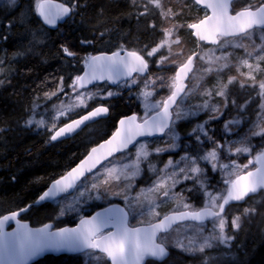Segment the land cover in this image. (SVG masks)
<instances>
[{
    "label": "trees",
    "instance_id": "obj_1",
    "mask_svg": "<svg viewBox=\"0 0 264 264\" xmlns=\"http://www.w3.org/2000/svg\"><path fill=\"white\" fill-rule=\"evenodd\" d=\"M37 1L15 0L11 6L0 7V216L32 203L52 180L63 175L82 159L93 144L109 136L115 128L117 116L127 111L125 104L120 103V106L112 108L107 118L88 125L69 139L53 142L50 139L52 131L48 127L26 125L34 105L53 94L60 81L65 88L68 87L67 93L70 94V90L74 89V80L87 57L97 49L113 45L107 42L110 31L117 32L116 36L122 38L130 31L143 29L145 25L143 23L139 27L138 22H134L132 13L128 11V0H57L69 6L71 13L57 29L51 30L44 27L36 15L34 7ZM188 36H185V40L189 39ZM245 37L246 35L237 38L246 40ZM98 38L101 39L99 43L96 41ZM246 41H242L244 44L235 48L234 52H247V46L254 48L251 41ZM184 45L185 51L179 55V60L173 62L174 58L171 57L162 64L179 63L183 57L190 55L193 52L189 49L191 44L184 42ZM171 49L180 48L176 45ZM260 62L262 72L264 59ZM230 73L237 75L238 85L241 81L250 80L236 72V68H226L216 77H220L224 84ZM168 82L170 75L165 71L153 81L156 86H165ZM149 83L147 81V85ZM103 86L105 85H98L95 89ZM229 93L232 96L229 100L236 98L235 106L239 111H252L253 114L259 109L254 93H250V99H247L236 84L231 85ZM126 100V97L118 98L116 102ZM48 101L46 100V105L50 103ZM228 108L225 110L230 113L232 109ZM227 113L222 110V118L212 121V146L221 156L225 155L226 149H230V140L223 137L226 129H231ZM74 115L76 113L71 116ZM254 117L251 115L249 119ZM251 120L245 122L247 126L251 125ZM241 132L245 135L244 139L248 137L247 129L243 128ZM238 161L247 165L244 171L254 167L253 161L246 157L239 156ZM145 173L146 170H143L136 185L143 183ZM214 182L219 183L217 179ZM208 184L206 189L212 188V178ZM191 187L183 185V192L187 190L185 195L191 199V207L200 208L203 206V192L198 186ZM113 189L109 187V190ZM112 202L121 201H93L87 208L80 209L81 216ZM233 209H238L233 216L240 217V225L235 232H231V250L226 259L217 264H264V193L260 192L242 204L228 207L226 215L231 216ZM61 214V207L51 202L33 207L21 218L32 226L47 222H53L55 226L72 225L78 220L75 216ZM214 261L216 260L211 259L203 262L198 255L187 256L171 249L166 260H148L145 264H215ZM34 264H84V259L80 254L45 256ZM102 264L108 262L105 260Z\"/></svg>",
    "mask_w": 264,
    "mask_h": 264
},
{
    "label": "rangeland",
    "instance_id": "obj_2",
    "mask_svg": "<svg viewBox=\"0 0 264 264\" xmlns=\"http://www.w3.org/2000/svg\"><path fill=\"white\" fill-rule=\"evenodd\" d=\"M14 1L0 0V7L11 6ZM147 1H152V4L158 3L157 0ZM162 2L165 3V0H159V3ZM166 4H172L173 10L188 8L192 13L197 10L192 3H185V0H171V3L166 1ZM34 9H36V4ZM184 20L189 21L188 19ZM185 23L182 30H184L185 36L186 34L191 36V31L188 29L191 22H187L186 26ZM173 32L170 30L166 34L165 41L152 51L151 56L157 51L159 52L161 48L172 53L177 52L180 55L185 51L184 43L179 45V50L171 49L170 45L176 42L173 40L175 34ZM245 35V39L251 41V45L254 46V48L247 46V52H234L235 48H239L244 42H247L241 38L222 39L215 46L200 49L195 61V70L189 80V86L179 100L174 117L175 123L196 118L197 120H194L196 121V129L212 128V121L222 118V110L227 113L225 109L230 106H233L228 108V110L232 109L231 112L239 110L235 106L236 98L229 100L232 97L229 89L231 85L236 84V87L244 93L243 95H248L247 99H250V93H254V98L258 102L259 109L253 114L252 111L247 113L248 120L251 115L255 116L250 121L251 125L247 126L250 133H248L247 138L244 139L240 135V128L244 122L237 123V117L233 118L231 122L227 118L231 129H226L227 132H224L223 137L225 140H230L228 142L230 150L224 151L225 156H221L214 146L211 150L202 151L201 145L200 151H194V154L184 152L177 157L171 155L166 157L165 162L161 165L159 162L162 152L177 150V134L171 132L168 134L167 141L164 142L168 147L160 144L151 145L148 141H140L134 148L113 158L91 176L85 178L72 194L56 200L55 203L62 209L61 215L79 218L81 217L80 209L87 208L89 203L93 201L108 202L110 199H116L120 200L129 210L133 222L138 224L149 223L169 212L197 209L190 206L191 199L185 195L187 190L184 191L185 193L183 192V185L186 184L190 187L198 186L203 192V206L217 210L229 183L247 167L245 163L238 161V157L242 156L254 161L255 156L264 150V71L261 72L259 67L260 60L264 59V32L255 31ZM189 39L191 42L189 49L191 52L195 51L197 43L191 37ZM188 56L183 57L181 63ZM226 68H236V72L250 80L241 81L238 85L237 75L230 73L223 84L221 78L216 76H219ZM61 82L56 88V93L49 95L48 98L50 99L40 100L34 105L33 113L26 125L36 128L48 127L52 131L58 126L62 118H67L69 113H77L90 102L108 100L118 92L126 91L129 96L135 95L133 88L144 86L147 81L132 80L122 84L119 90H109L105 86L101 89L80 90L74 84V89L70 90V94L62 92L65 87ZM173 82L172 79L170 88L173 86ZM137 98L145 101L144 112L146 113L157 109L160 105L157 100L152 99L151 94L145 89H143L142 94H137ZM51 99L56 101L47 106L46 100ZM229 101L231 102L229 103ZM200 119L202 121H199ZM201 132L205 133L203 130ZM206 139L209 138L206 136ZM204 142L206 141H201V144ZM212 169L216 170V179L219 183L214 182L215 179L212 188L206 189L210 177L206 172L209 171L212 174ZM143 170H146V177H144L142 184L136 185V181L141 177ZM109 187L114 188L113 191L109 190ZM237 210L233 209L231 216L222 215L202 224L191 222L178 224L168 233L160 234L159 240L167 247L182 254L187 256L198 255L203 262L211 259L216 260L214 262L217 264L220 260L224 261L231 250L229 247L231 232H235L240 225V217L233 216ZM82 257L84 264H102L106 260L104 256L91 251L82 254Z\"/></svg>",
    "mask_w": 264,
    "mask_h": 264
},
{
    "label": "water",
    "instance_id": "obj_3",
    "mask_svg": "<svg viewBox=\"0 0 264 264\" xmlns=\"http://www.w3.org/2000/svg\"><path fill=\"white\" fill-rule=\"evenodd\" d=\"M194 1L207 7L210 14L190 26L198 42L196 51L178 67L173 91L165 99L163 107L143 121H138L134 114L120 118L109 136L92 146L63 175L52 180L32 203L0 216V264H34L45 256L74 255L87 250L104 254L109 264H145L148 260L162 262L169 257L170 250L158 241L161 233L169 232L179 223H205L225 214L229 206L241 204L261 191L264 193V152H261L255 157L254 168L232 180L217 210L202 207L173 211L151 223L136 226L129 225V213L120 203L103 206L80 217L72 225L55 226L53 222H47L32 226L19 218L33 207L72 194L82 179L112 157L133 147L140 139L163 135L170 125L172 108L186 91L201 42L217 45L220 36L235 37L255 27L264 28V4L256 10H240L232 14L233 0ZM37 15L45 26L55 29L69 15V8L56 0H41L37 4ZM145 73L146 61L134 52L98 53L89 59L76 84L81 88L105 82L118 85L135 74ZM108 115L107 107L98 105L59 126L52 133L51 140L68 139L87 124Z\"/></svg>",
    "mask_w": 264,
    "mask_h": 264
},
{
    "label": "flooded vegetation",
    "instance_id": "obj_4",
    "mask_svg": "<svg viewBox=\"0 0 264 264\" xmlns=\"http://www.w3.org/2000/svg\"><path fill=\"white\" fill-rule=\"evenodd\" d=\"M113 1H115V0H113ZM128 1H129L128 11L132 13V16L134 17V22L135 21L138 22L139 27L142 26L143 23L145 24L143 26V29L141 28L142 30L136 29V30L130 31L127 34V36H123L122 38H118L116 36L118 34L117 32L110 31L108 34L107 42L112 43L113 45H111L107 48H104V49H97V51L94 54H91L90 56H88L87 60L82 63V69H81L80 73L78 74V76L82 73V71L85 68V66L87 65L89 59L98 53H113L116 51H130V52H134V53L140 55L146 61L147 73H145L143 75L135 74L131 79L123 81V82L119 83L118 85H109L106 82L103 83L102 85H105L106 88L109 90H119V87L122 84L129 82V81H132V80H139L142 82H145V80L150 81L149 85H147V82H146V84L144 86L134 87L133 90L135 92V95H131V96H129L126 91H123L122 93L118 92L112 98H110L108 100H104V101H107L108 103L104 102V101L90 102L86 107L78 110L76 115L71 116L74 114V112H73V114L69 113L67 118H62L59 121L58 126L55 127L53 131H55L62 124L80 116L84 112H86V111H88V110H90V109H92L98 105L106 106L108 109V112L110 114L112 108H116V106H120V105H118L120 103L125 104L127 111L120 113L117 116L115 128L117 126L118 120L120 118L128 116V115L134 114V115H136L138 121H143L146 118L153 115L154 113L158 112L163 107L165 99L173 91V88L175 85L176 71H177L179 66L184 64L186 59H185V61H182V63L181 62L173 63V62L179 60L180 54H177V52H175L174 54H171L170 51H168V50L165 51L162 48L159 52L157 51L152 56H151V53L157 47L162 45V43L165 41L166 34L170 30L175 32V34L173 36V38H174L173 40H176V42L172 43L170 45V47H173L176 45L179 46L184 42H188L191 44L190 39L185 40V33H184V30H182L184 22H186L185 26L187 25V22H191L188 25V29L191 31V36H188V34H186V36L191 37L193 39V41L194 40L196 41V38L193 36L190 26L193 25L194 23L200 21L201 19L205 18L206 16H208L210 14V11L207 7H202L201 5H198L194 0H185V3H187V4H188V2L192 3L194 8L197 9L195 13H192V11L188 8H184L183 10H180V9L173 10L172 4H166V1H167V3L168 2L171 3V0H165V3H163V2L159 3V0H157L158 1L157 4H152V1L148 2L147 0H128ZM263 4H264V0H233L231 2V13L235 14L240 10H256L258 7H260ZM134 8H136L135 11H134ZM165 13H169V14H165ZM171 13H173V14H171ZM184 19H188L189 21L184 20ZM41 24L44 27L51 29V28L45 26L42 22H41ZM56 29H57V27H56ZM51 30H55V29H51ZM255 31H263L264 32V28L255 27V28L247 31L246 33H244V35L249 33V32H255ZM100 37H103V36L101 35ZM235 37L220 36L219 41L222 39H232ZM100 40L101 39L98 38L96 41H98V43H99ZM102 41H103V39H102ZM196 43L198 44L197 41H196ZM127 45H131L133 47H127ZM200 46L201 47L202 46H209L210 47V45H206L202 42L200 43ZM137 48H139V49H137ZM171 57L174 58L173 62L168 63V64H162V63H164L165 60L170 59ZM157 64H159V65H157ZM194 66H195V63H194ZM163 69H165V70H163ZM194 70H195V67L191 73V76H192ZM164 71L170 75V82H168L165 86H161V85L156 86L153 83L154 79L157 78V75L162 74ZM78 76L76 78H78ZM191 76H190V78H191ZM76 78L74 80L73 85L74 84L76 85ZM190 78H189V80H190ZM172 79L174 80V82H173V86L170 88V83H171ZM189 80H188V86H189ZM188 86H187V88H188ZM76 88H78L80 90L85 89V88L79 87L78 85H76ZM95 88H96V86L90 87V88L85 89V90H91V89L93 90ZM146 88H148V89H146ZM143 89H145L146 92L151 94V97L154 101L157 100L160 103V105L157 109H155L149 113L144 112L145 101L143 102L137 98V94H139V93L142 94ZM67 90H68V87H66L65 90H63L62 92H66V94H68ZM56 91H57V89L55 90L54 93H56ZM125 97L127 98L126 101L116 102V100L118 98H125ZM246 97H248V95H246ZM48 99H50V98H48ZM179 100L176 102L175 106L172 108V117H171L170 125L164 131L163 135L156 136V137H145V138H142L138 141V142H140V141H146L147 142L148 141L151 145H153V144L159 145L160 144L162 146L168 147L167 144L164 143L167 141L168 134L170 132L172 134L173 133L177 134V136H178V142H177L178 148H177V150L174 152H162L161 155L159 154L160 158H161L160 162H159L160 165L163 162H165L164 160L166 157H169L171 155L177 157V156H180L181 154H184V152H187V154H194V151H200L199 147L201 145H202L201 146L202 151L212 149V128L208 127L206 129L205 128L196 129L195 128L196 121H194V120H197L196 118L187 119L186 121L181 120L178 123H175V117H174L175 116V109L177 108V106L179 104ZM54 101H56V100H54ZM54 101H53V99H51L48 102L51 103ZM80 111H82V112H80ZM258 113H259V111H258ZM235 117H237V120H236L237 123H240V122L243 123L244 122V124L241 125V128H240L241 131L243 130V128L246 130L247 129V123H245V122L248 120L247 112L238 110L236 112H230V113L226 114V118H228L230 122ZM102 119H105V118H102ZM99 120H101V119H99ZM99 120H97V121H99ZM249 120H251V119H249ZM97 121H95V122H97ZM199 121H202V119H200ZM90 124H93V123H90ZM90 124H87L85 127H87ZM187 124H188V126H186ZM115 128H114V130H115ZM202 130L205 133H202L201 132ZM209 130L211 132H209ZM51 135H52V133H51ZM51 135H50V139H51ZM240 135L242 137L245 136L242 132L240 133ZM206 136L209 138L208 140L206 139ZM64 140H66V139H64ZM201 141H206V142L201 144ZM53 142H59V141H53ZM136 144L133 147H131L130 149L123 151L122 153L116 155L113 158H116V157L122 155L123 153L131 150L132 148H134L136 146ZM94 145L95 144H93L92 146H94ZM215 150H216V148H215ZM206 173H208V175L210 176L208 180H211V178H212V183H213V181L216 179V174H217L216 170L212 169V174L209 171H207ZM89 176H91V175H89ZM89 176H87V177H89ZM112 203H120L125 207V205L122 202H112ZM128 212H129V210H128ZM21 216L19 217L20 219H22ZM140 224H146V223H140ZM129 225L130 226L139 225L138 223L133 222V220L130 216V212H129ZM107 232L108 231H106L104 233H107ZM168 248L170 249V252H171V248L170 247H168ZM89 251L105 257V255L102 253L96 252L94 250H87V252H89ZM82 254H84V253H82ZM82 254H80V255H82Z\"/></svg>",
    "mask_w": 264,
    "mask_h": 264
},
{
    "label": "bare ground",
    "instance_id": "obj_5",
    "mask_svg": "<svg viewBox=\"0 0 264 264\" xmlns=\"http://www.w3.org/2000/svg\"><path fill=\"white\" fill-rule=\"evenodd\" d=\"M136 8H134V11H135ZM138 10V9H137Z\"/></svg>",
    "mask_w": 264,
    "mask_h": 264
}]
</instances>
